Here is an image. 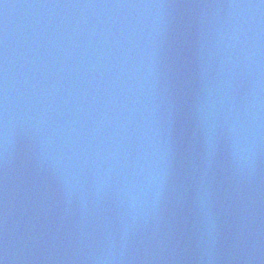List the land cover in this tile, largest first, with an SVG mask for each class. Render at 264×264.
I'll return each instance as SVG.
<instances>
[{"label":"water","instance_id":"water-1","mask_svg":"<svg viewBox=\"0 0 264 264\" xmlns=\"http://www.w3.org/2000/svg\"><path fill=\"white\" fill-rule=\"evenodd\" d=\"M2 264H264V0H0Z\"/></svg>","mask_w":264,"mask_h":264},{"label":"snow or ice","instance_id":"snow-or-ice-1","mask_svg":"<svg viewBox=\"0 0 264 264\" xmlns=\"http://www.w3.org/2000/svg\"><path fill=\"white\" fill-rule=\"evenodd\" d=\"M0 264H2V261H0Z\"/></svg>","mask_w":264,"mask_h":264}]
</instances>
